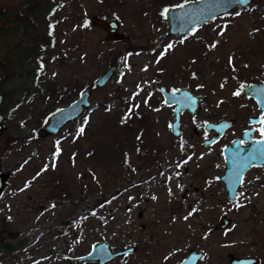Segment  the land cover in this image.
I'll use <instances>...</instances> for the list:
<instances>
[{"label": "rangeland", "instance_id": "374dc122", "mask_svg": "<svg viewBox=\"0 0 264 264\" xmlns=\"http://www.w3.org/2000/svg\"><path fill=\"white\" fill-rule=\"evenodd\" d=\"M190 1L74 0L73 8L64 0L51 12L45 0H0V173L9 174L0 239L16 235L0 264H69L101 240L113 251L135 248L109 264H176L190 250L203 253L198 264H264V186L250 174L230 202L214 177L232 135L201 146L204 123L251 112L233 95L240 85L264 83V0L167 36L162 11ZM91 17L116 20L126 39L105 42L104 32L83 27ZM111 65L113 76L90 88L89 107L75 121L84 133L68 124L40 138L47 115ZM160 86L190 87L204 98L195 116L182 114L178 138ZM125 109L129 119L121 118ZM221 216L229 225L215 230Z\"/></svg>", "mask_w": 264, "mask_h": 264}, {"label": "water", "instance_id": "95a60500", "mask_svg": "<svg viewBox=\"0 0 264 264\" xmlns=\"http://www.w3.org/2000/svg\"><path fill=\"white\" fill-rule=\"evenodd\" d=\"M251 0H246V3L241 5L238 0H195L185 2L181 5L183 7L174 6L167 7L169 12L163 16L166 26V35L171 37L183 36L189 33L191 30L202 26L216 17L229 12L232 9H244L249 6ZM90 28H95L104 32L105 42H119L126 39V36L118 33V23L114 19H99L91 17L88 21ZM115 66H109L103 73H101L89 86L83 88L70 103L61 107L54 112L47 115L43 124L40 127V133L38 136L44 138L46 136H55L68 124L74 123L78 117L85 112L89 107V90L95 86L97 88L104 87L115 72ZM1 81V80H0ZM178 90V91H177ZM175 91H168L165 87H159L158 92L161 95L162 101L165 106L173 107L172 109V122L170 123V134L178 138L181 136V116L185 113L188 117L195 116L201 108V104L204 102V98L193 93L190 87L177 89ZM175 92V95L173 93ZM240 97L254 98L259 107L262 108V101L264 100V83L257 84H241L240 85ZM81 93H84L81 96ZM188 97L195 99V105L189 106ZM1 105V97H0ZM264 110V108H262ZM230 121L222 120L216 123H206L203 125V130L207 133H212V137L207 141L201 143L202 147H207L214 144L218 138L222 135L224 130L229 128ZM5 129L3 118L0 115V132ZM264 139V137H263ZM238 143L231 142L230 145L223 150L224 157V176L221 181L224 184V189L231 202L234 200V193L240 179L234 175V169H239L242 173L251 165H264V157L259 156L256 160H249L248 157L253 153V150L258 152H264V145L257 143H250L248 147L237 149ZM239 155V156H238ZM8 178V174L0 173V193L3 189L4 182ZM140 217V214L137 215ZM229 222L224 216H221L216 225V230H224L228 227ZM141 228L143 226H140ZM95 246V250H94ZM135 252L134 247H127L121 250L113 251L108 243L101 240L90 246L89 251L77 257H72L68 260L69 264H108L115 259L125 257V253L128 255ZM203 258L201 252L190 251L186 258L179 264H197ZM257 261L252 258H241L230 260L226 264H256Z\"/></svg>", "mask_w": 264, "mask_h": 264}, {"label": "flooded vegetation", "instance_id": "af4514ba", "mask_svg": "<svg viewBox=\"0 0 264 264\" xmlns=\"http://www.w3.org/2000/svg\"><path fill=\"white\" fill-rule=\"evenodd\" d=\"M45 1L46 2H49L50 8L49 7H46V8L47 9H50L51 12H56V10L60 9L62 7V5L64 4V0H45ZM73 3H74V0H71V4H73ZM67 4L68 3H66L64 5V7H67ZM73 8H76V4L75 3L73 4ZM30 9L27 8L26 10L29 11ZM71 10H72V8H71ZM50 11H48V12H50ZM248 85H250V84H248ZM160 87H164V86H160ZM244 99L249 102L248 109H249V112H250V110H251V112L248 113V114L245 113L246 115L243 116L242 118H239V119H235V118L224 119L223 118V119H220V120L216 121V122H219V121H222V120L230 121L231 122V125H230L229 128H227L226 130H224V132L222 133V135L218 138V140L214 144L210 145V146H214V145L218 144L220 141H222L224 139V137L229 132L232 135L229 138L228 143L226 145L220 147V154L219 155L221 157V164L219 166L221 167V173L219 175H217V176L214 177V179L221 184L222 189H223V191H224V193H225V195H226V197H227L228 200H229V198H228L227 193H226V191L224 189V184L221 181V178L224 176V171H225V168H224V157H223V150H224V148L228 147L231 142H237L238 143V148L237 149L240 150L242 148L248 147L250 143H256V141H259V140L263 139V137H261V135H260V133L258 131V129H260L261 125L259 123H257V121L260 119L262 112H264V110H262V108H264V100L262 101V108H261V107H259L258 102L254 98L245 97ZM1 103H2V97H1ZM3 123H4V121H3ZM207 123H210V122H207ZM204 124H206V123H204ZM4 125H5V123H4ZM5 129H6V125H5ZM4 130L2 132H4ZM2 132H0V134ZM208 134H209V136L207 138H205L203 141H207L213 135L212 133H208ZM210 146H207V147H210ZM254 165H256V164H254ZM183 170L186 171V168L184 167ZM255 171H259V172H255ZM250 174H256L257 177H256L255 180L257 181V184H259V185L262 184L264 186V165H262V164L256 165V166L251 165L249 168H247L242 173V182H240L239 185H238V187L236 188L235 193H234V198L237 197V196L240 197V190L244 186H246V183L245 182L247 180L248 175H250ZM8 178H9V174H8ZM4 184H5V182H4ZM3 189H4V185H3ZM234 201H236V200L234 199L233 202ZM1 240L2 239H0V245L2 243L3 244H7L6 242L3 241L4 239L2 241ZM190 251H193V250H190ZM190 251H188V253ZM188 253H187V255H188ZM185 258L181 259L176 264H179ZM237 259H241V258H237ZM115 260H117V259H115ZM198 263L199 262H197V264ZM87 264H94V263H87Z\"/></svg>", "mask_w": 264, "mask_h": 264}, {"label": "snow or ice", "instance_id": "6c2138e0", "mask_svg": "<svg viewBox=\"0 0 264 264\" xmlns=\"http://www.w3.org/2000/svg\"><path fill=\"white\" fill-rule=\"evenodd\" d=\"M238 2H239L241 5H243V4L246 3V0H238ZM180 7H183V5H181ZM168 12H169V9L166 8V9H164V10L162 11L161 15H162V16H165ZM88 26H89V25H88V23H87V21H86L85 24L83 25V27L86 28V27H88ZM49 34L51 35V32H50ZM221 34H223V33H221ZM171 47H172L171 45L168 46L169 49H170ZM212 47H215V45H212ZM229 62L231 63V59H230ZM43 67H44V66L41 65V70H43ZM177 91H178V90H177ZM240 94H241L240 92H235V93H233V95H236V96H239ZM83 95H84V93H81V96H83ZM173 95H175V92L173 93ZM188 100H189V106L195 105L196 101H195L194 98H192V97H188ZM146 102H147V101H146ZM131 111H132V109H129V113L126 114L125 119H129V118H130ZM85 123H87V121H85ZM257 123H259V124L261 125V127H260V129H258V131H259L261 137H264V112H262L261 117H260V119L257 121ZM84 131H85V129H84L83 127H81V128L79 129L78 134H83ZM256 143H257V144L264 145V139H261V140H259V141H256ZM181 147L183 148V145H181ZM59 152H60V149L57 148V151H56V153L54 154V157L57 156V155H59ZM258 154H259V156L264 157V152H258V150H253V153L248 157V159L254 161V160H256V159L258 158ZM189 159H191V157H189ZM183 163H187V161H184ZM253 166H256V165H253ZM52 167H53V168L55 167V160H53ZM178 167H179V165H178ZM46 170H47V168H45V169L42 170V171H46ZM234 175H235L236 177L240 178V179L237 180V183L242 182V172L239 171V169H234ZM26 187H27V185H26ZM177 187L181 188V190H182V186H181V185L178 184ZM170 194H171V190H170ZM240 195L242 196L243 194L241 193ZM153 198L155 199V197H153ZM130 199H131V198H130ZM234 199H235V200H238V199H239V196L235 197ZM52 207H55V205H53ZM236 207H237V208H240V207H243V205L237 203V204H236ZM129 211H130V210H129ZM195 211H196V209H193L191 212H189V216H191ZM93 215H95V213H93ZM9 219H11V217H9ZM185 219H188V217H185ZM94 250H95V246H94ZM125 255H128V253H125ZM166 259H167V258H166Z\"/></svg>", "mask_w": 264, "mask_h": 264}, {"label": "trees", "instance_id": "16d2710c", "mask_svg": "<svg viewBox=\"0 0 264 264\" xmlns=\"http://www.w3.org/2000/svg\"><path fill=\"white\" fill-rule=\"evenodd\" d=\"M126 114H128V112H126V109L123 111V113H122V116H121V118L122 119H125V117H126ZM123 123L124 122H122V125H123ZM70 125V128H71V132H72V134H74V135H79L78 134V132H79V127H77V124L74 122V123H71V124H69ZM127 129H128V127H127ZM9 237V239H14V238H16V235H8ZM9 239H6V238H4V242H6V240H9ZM1 240V241H2ZM0 252L2 253V252H8V253H13L14 251H13V249L11 248V246L10 245H8V244H1L0 245Z\"/></svg>", "mask_w": 264, "mask_h": 264}]
</instances>
